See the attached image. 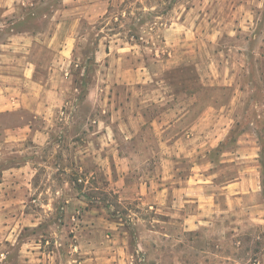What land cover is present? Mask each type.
Segmentation results:
<instances>
[{
	"label": "rangeland",
	"instance_id": "1",
	"mask_svg": "<svg viewBox=\"0 0 264 264\" xmlns=\"http://www.w3.org/2000/svg\"><path fill=\"white\" fill-rule=\"evenodd\" d=\"M49 28L73 48L78 104L68 109L75 129L85 127L80 138L117 143L113 151L133 164L117 184L106 177L115 166L87 161L80 173L94 171L100 187L95 249L78 239L81 213L54 193L62 176L49 169L33 178L43 190L36 202L28 179L14 187L7 178L0 264H109L105 217L128 230L114 264H264V0H0V60L32 48L43 64L36 75L47 78L52 54L36 38ZM21 32L35 39L14 36ZM30 120L27 111L1 112L0 139L2 128ZM25 143L17 155L4 149L0 171L30 154ZM143 174L163 195L125 201L122 182L135 187Z\"/></svg>",
	"mask_w": 264,
	"mask_h": 264
},
{
	"label": "crops",
	"instance_id": "2",
	"mask_svg": "<svg viewBox=\"0 0 264 264\" xmlns=\"http://www.w3.org/2000/svg\"><path fill=\"white\" fill-rule=\"evenodd\" d=\"M37 34H41V36L36 39L38 41L42 40L40 42L49 47L41 49H47L52 54L47 78L37 77L36 70L43 64L40 56L36 57L34 55L32 48H20L19 55L13 56V58L9 57L7 61L0 60L3 63V67L7 68L6 71L0 74V113H15L23 110L29 112L31 116L29 122L2 128L0 160L7 154L4 149L10 150L9 153L17 155L20 151L15 146L24 144L25 141L24 148L27 144L32 148L29 155L22 154L17 162H11L9 166L1 169L0 198H4L6 195L5 181L7 178L13 182L14 187H21L22 180L28 179L31 193L34 195L32 201H38L43 190L39 185V181L33 184V178L36 180L39 178L41 182L42 176L48 174L50 169L49 175L53 173L54 176L63 177L59 190H55L54 193L61 195L64 207L68 210L74 209L81 213L82 217L76 226L80 243L94 249L100 248L99 239L102 236L100 227L103 217L101 215L102 209L99 206L100 202L95 193L99 191L100 187L94 184L97 182V180H94L95 177H92L94 171H91L84 178L80 173H83L82 170L87 161H91L93 166H97V168L107 165L115 166L113 170L119 172L123 165L131 166L133 158L129 154L114 152L113 147L117 149V143L114 144V142L112 143L108 140L105 142H93L80 138V134L85 133V127L83 129H75L72 124L75 118L71 114V110L68 109L69 106L75 108L78 104L73 97L77 91L74 79L68 75L69 65L72 63L73 48L61 47L63 41L55 36L52 28H49L44 33L39 32ZM18 35V39L24 41L32 42L35 39V34L29 32H21L14 36ZM131 117H134L132 110ZM59 121H63L62 126L57 124ZM92 121L96 122L99 120L93 119ZM104 128L108 129L109 126L105 125ZM205 143L207 145L205 146L206 148L210 142L206 141ZM42 149L44 151L40 154ZM68 171L73 175L70 179L67 178L69 177ZM127 173H113V175L106 177L111 184L112 182L117 184L124 179ZM148 179L143 174L141 183H138L135 187L133 184L122 182L121 189L125 192V196H128L125 201L134 196L143 198L144 196L149 197L151 194L159 197L163 195V189L151 190ZM82 180L84 185L80 188L77 187L76 181ZM238 183V185H241L240 182ZM124 185L126 187H123ZM119 190H114L113 193L116 194ZM238 191L240 192V190ZM90 193H93L94 196H90ZM119 201H121V198ZM1 202L2 199H0V214L1 210H4ZM89 202L91 203L90 205ZM148 207L153 208L154 212L157 210L164 212V206L160 204H151L149 202ZM128 210L129 213L135 215L130 208ZM129 213L127 216L133 221V224H137V218L135 219ZM192 216L194 215L191 213L190 218ZM105 221L109 228L113 229L112 233L106 236L111 237L112 239L109 238V240L114 243L111 245L108 243V249H110L111 254L107 256L109 264H114L115 261L123 260L121 256L115 254L120 253L117 251L119 247L116 241L123 243L125 238L127 239L128 237V230H120L122 223L113 218L108 217L107 219L105 217ZM150 223V226L148 224H144V226L149 231H153L154 225L152 222ZM137 245L141 247L142 241H139Z\"/></svg>",
	"mask_w": 264,
	"mask_h": 264
},
{
	"label": "trees",
	"instance_id": "3",
	"mask_svg": "<svg viewBox=\"0 0 264 264\" xmlns=\"http://www.w3.org/2000/svg\"><path fill=\"white\" fill-rule=\"evenodd\" d=\"M110 15L108 14H105L104 16H103V18H108ZM134 22H136V20L134 21ZM114 23H116V22H114ZM100 28V27H99ZM128 37H129V40H133V39H137L138 37H137V34H133V33H129L128 34ZM128 40V41H129Z\"/></svg>",
	"mask_w": 264,
	"mask_h": 264
}]
</instances>
